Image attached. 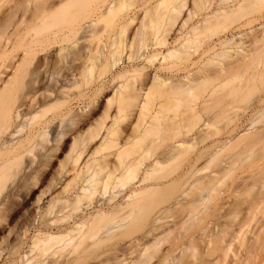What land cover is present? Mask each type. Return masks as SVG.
<instances>
[{"label": "rangeland", "instance_id": "obj_1", "mask_svg": "<svg viewBox=\"0 0 264 264\" xmlns=\"http://www.w3.org/2000/svg\"><path fill=\"white\" fill-rule=\"evenodd\" d=\"M123 1L124 12L135 13L139 20L147 11L144 32L148 48L142 51L138 35L131 46V61L126 60L128 52L124 51L120 64L111 68L114 25L102 33L98 47L102 55L97 54L91 73L86 71L91 63L83 33L37 47L28 64L21 61V42H15L13 63L20 64L7 69L0 81L1 87L12 77L3 100L14 101L22 112L9 130L16 132L14 141L23 140L30 130L43 134L6 156L7 167L0 177V264H53L51 251L58 243L45 239L65 235L109 195L118 194L114 200H122L129 188L138 185L144 167L156 161L160 166L154 177L166 175V181L181 177L183 188L213 172L218 183L216 198L206 202L205 209L185 224L171 226L169 235L160 236L165 240L149 264L162 263L157 259L164 256H168L165 264L262 263L264 66L257 71L231 70L220 77L217 72L233 63L235 53L247 48L250 41L264 36V0H185L183 6L181 0H169L165 6H156L161 0ZM25 27L21 25V33ZM136 29L140 32L139 22L129 27L127 36H133ZM160 40L164 42L159 44ZM46 59L53 74L50 81L39 85L38 101L30 103L22 96L36 86L32 83L35 63ZM126 83L141 87V93L152 83L156 86L150 92L151 108L158 111L155 118H151L153 114L141 118L135 105L125 115L118 113L121 103L113 94ZM178 86L190 87V91L170 92ZM21 101L27 107H18ZM52 125L59 126L55 135L50 131ZM257 131L260 133L255 134ZM140 134L141 140L130 149L126 161L143 156V165L134 170L133 178L122 179L124 186L113 181L112 187V178L103 190L101 158L114 163V154ZM92 135L95 138L90 141ZM77 136L83 139L84 148L89 147L79 169L73 166V159L81 146L70 152ZM176 142L185 148L170 153ZM103 145L107 148L98 152ZM119 172L113 174L118 177ZM81 188L93 190L82 193ZM176 189L169 193L171 197L174 190L178 194ZM179 194L175 200L181 199ZM191 196L192 192L189 200ZM169 199L165 206L175 201ZM142 232L144 228H139L133 235L140 238ZM128 239L120 242L113 238L91 247L94 250L84 264L118 253L123 247L126 249L118 256L134 260L140 249L151 243L148 238L128 247ZM69 251L65 248V253Z\"/></svg>", "mask_w": 264, "mask_h": 264}, {"label": "bare ground", "instance_id": "obj_2", "mask_svg": "<svg viewBox=\"0 0 264 264\" xmlns=\"http://www.w3.org/2000/svg\"><path fill=\"white\" fill-rule=\"evenodd\" d=\"M123 3V0H0V81L1 76L6 74L7 69L14 68L16 62L20 64L19 61L13 63L15 55L12 54L17 52V46L15 45L16 41H19V43L21 42L20 46L23 47L24 55L21 61H23L24 64H28L35 58L37 47H42V45H54L57 41L74 37L80 33H83L88 43L87 54L91 64L90 67H86V71L87 73H91L92 67L97 59V54L102 55L98 47L101 45L102 33L108 25L116 26L114 37L111 40V68L120 64L123 59L121 56L124 51L128 52L126 60L131 61L133 59L131 46L138 35V45L143 49L142 51L144 52L148 48V44H146L148 38L146 32H144L147 21V11L144 12L142 18L139 20L136 18L135 13L130 15L127 11L124 12ZM168 3L169 0H161L156 6H165ZM181 4L182 6L185 5V0H181ZM21 7L23 8L22 17ZM220 14H226V12H221ZM135 22H139L140 32L136 29L133 36L131 34L127 36L129 27ZM23 24L26 27L21 33V25ZM248 24H250V22ZM163 42L164 41L160 40L159 44ZM262 66H264L263 35L250 41L247 48L237 51L233 63L228 65L227 68H220L217 74L218 77H220L222 74H226L231 70H239L241 68H251V70L257 71V69L261 70ZM16 71L17 69H14L13 74ZM52 74L53 68L49 60L46 59L43 63L37 61L32 73V83L36 86H33L27 91L28 93L26 92L22 98L28 100L30 103H36L40 94L38 89L39 85L43 83L44 80L47 82L50 81V76ZM9 78L7 80L8 82L0 87L1 178L4 176V171L7 167L8 159L6 156L10 152L22 148L26 143H30L35 135L43 134V132L38 133L36 130H30L23 140L14 141L16 132L9 130V128L12 121L20 116L21 111L19 112V110H17L18 108L15 106L14 101L5 103L3 100L12 80V77ZM22 80L23 78L21 77V83ZM154 87L156 86L152 83L146 91L141 93V87L138 88L134 84H121L119 90H116L113 94V98H117L121 103L118 106V113L125 115V113L129 111V108L135 105L137 106L138 116L141 118L147 115L151 116L152 114L151 118H155L158 111L154 112L151 108L152 98L150 94L151 89ZM175 88L176 89L170 88V92L190 91V87L183 88V86H178ZM168 99L169 97H166L165 100ZM22 105L27 107L23 102L18 107H23ZM146 129L147 128L143 131H146ZM50 131L55 135L59 131V126H50ZM259 133L260 132L257 131L255 134ZM177 136L178 135H175L173 138ZM94 138V135L90 136V141ZM141 138L142 135L140 134V137L133 138L128 140L127 143H124L122 148L120 146L121 149L114 154V163L109 164L105 156L101 158L102 163L100 168L104 171L101 179V188L103 187V190L109 185L108 180L111 181L110 179L113 178L111 185L113 181L115 185L117 183L121 184L122 179L133 178L134 170L143 165V156L128 159L126 161L131 152L130 149L133 148ZM83 142L80 136L74 137L70 148V152H73L77 147L81 146V148L79 147L76 151V156L73 159V166L77 169H79L82 160L89 152V147L84 148ZM176 143L177 144L170 149V153L177 151L180 153L185 148L182 142ZM262 143L264 144V138ZM106 148L107 145H103L98 149V152ZM159 166L160 162L156 161L152 165L147 166L146 169L144 167L141 172L142 176L137 181L138 185L129 188L125 192L122 200L115 201L118 194H116V197L114 195H109L108 197L106 194L108 197H104L105 199L107 198L106 202L98 209L94 210L88 217L80 220L78 223L75 222L73 227L65 235L58 234L55 237L48 236L45 239L46 242L56 239L58 243L57 247L52 250L53 252L51 251L52 255L50 254L53 258V264H84L86 258L94 250L90 249L91 247H99L105 241L113 238H115V240L117 238V241H120L122 238L126 237L129 238L128 247L136 245L141 240L148 238L151 239V243L143 246L140 249L139 255L134 260H127L124 257L118 256V253H122L123 250L126 249L123 247L120 250L117 249L118 253H114L111 256L107 254L100 256L101 258H98L95 262L90 264H149V262L154 259L156 252H159L158 250H160V248L158 246H161V243L165 240V238L160 236L169 235L170 231L168 229L171 226H175L177 222H181L182 225L185 224L191 220L194 215H197L202 207L206 206V202L209 201L210 203L216 198L218 183L216 173L213 172L204 175L196 179L191 185L189 184V187L183 188L185 181L181 179V177L170 181H166V175L165 177H163L164 175L161 177H154L153 174L159 169ZM115 170L120 171L118 177H116V174H113ZM229 172L230 169L225 175ZM93 177L94 174L90 178L91 181ZM163 180L166 182L160 183V181ZM121 186L124 185L121 184ZM176 188H182V190L180 189L181 191H179ZM173 189H176L178 194L181 192L179 197L183 199V201H181V199H174L177 198L176 195L178 196L177 193H174L175 190L173 191L174 195L171 197L170 194ZM92 190L93 189L90 188H81L80 192L86 193ZM109 191L107 192L109 193ZM191 192L192 196L189 200ZM114 193L115 192L111 194ZM168 196L172 199H169ZM166 199L175 201L171 203L172 206H165L164 202H167ZM169 200L168 202H170ZM0 209H3V205H1ZM73 209V212H77L75 207ZM171 215H173L171 218H174L172 221L169 220L171 219ZM139 228H144V233L142 232L143 235H141L140 238L133 235ZM45 241L44 243H46ZM81 246L85 247L78 252ZM65 248L70 250L69 253L77 252V254L71 256V254L65 253ZM263 248L264 245L262 246V251L259 250L261 251V253L259 252L261 254V256L259 255V259L262 261V263L260 262L259 264H264ZM225 250L227 251V249ZM226 251L222 252V254H226ZM163 255L164 254H160V256ZM166 257L159 258L157 255L159 259L156 258L158 261H155L159 262L161 259L160 262L165 264L167 263L166 261H168ZM256 258L258 259V257Z\"/></svg>", "mask_w": 264, "mask_h": 264}]
</instances>
